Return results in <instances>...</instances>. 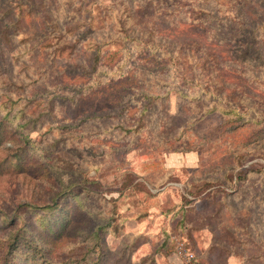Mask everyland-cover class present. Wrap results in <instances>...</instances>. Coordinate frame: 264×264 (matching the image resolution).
Returning <instances> with one entry per match:
<instances>
[{
  "label": "clouds",
  "instance_id": "9594fccd",
  "mask_svg": "<svg viewBox=\"0 0 264 264\" xmlns=\"http://www.w3.org/2000/svg\"><path fill=\"white\" fill-rule=\"evenodd\" d=\"M149 4L151 13L141 15ZM74 7L81 8L80 0ZM237 11L233 0H180L171 7L163 0H87L83 12L91 16L78 17L76 31L91 26L94 34L74 53L69 48L71 55L57 54L54 64L51 55L42 59L52 49L33 37L35 30L13 37L11 70L0 69V165H16L25 152L26 164L41 172H0V212L5 203L15 215L21 205L68 196L91 217V231L53 243V264L86 253L91 260L101 239L113 251L127 248L131 264H213V248L222 253L215 264H264V229L237 223L257 206L264 210V52L257 60L247 42L236 47L246 27ZM230 26L235 35L222 38ZM253 35L264 49V22ZM69 41L75 37L66 34L62 43ZM68 65L79 70L69 75ZM222 83L228 104L217 97V112L230 114L206 120L201 111L211 105L201 110L195 99L216 96ZM105 100L116 107L109 110ZM200 121L202 127L188 130ZM176 154L192 159L169 165ZM134 158L144 161L143 170ZM208 195L222 221L216 231L204 224L192 232L193 246L192 226L179 221ZM147 208L152 217L145 220ZM22 227L0 233V264ZM11 251L15 258L19 249Z\"/></svg>",
  "mask_w": 264,
  "mask_h": 264
},
{
  "label": "rangeland",
  "instance_id": "374dc122",
  "mask_svg": "<svg viewBox=\"0 0 264 264\" xmlns=\"http://www.w3.org/2000/svg\"><path fill=\"white\" fill-rule=\"evenodd\" d=\"M87 0H80L81 8L77 9L74 7V0H0V69L4 71L11 70V62L7 55V51L15 45L12 44L13 37L19 32H28L35 30L33 32V37L43 38V41H47L45 47L51 48L52 53H45L42 59H47L48 55H51L52 63L54 64L57 59V54L59 55H71L74 53L79 46L81 40L86 39L89 35H93L95 29L91 26L86 27L83 31H76V29L82 27L79 23L78 17L80 19H87L91 16V12H83V7ZM168 7L172 6V3L179 4L180 0H163ZM21 3V4H17ZM264 8V0H233V6L238 10L237 14L240 17L245 18L246 27L239 29L241 35L236 38V47L239 48L240 42L243 40L248 43V55H254L257 60L264 49H257L255 47V37L253 35V30L255 29L257 23L264 22V12H260L258 6ZM9 9V13L6 11ZM55 11L56 15H53ZM127 11V9L125 10ZM152 11L151 4H149L145 9L142 10L141 15L150 14ZM75 12V15H71ZM257 14L256 19L252 18V14ZM99 14V13H98ZM62 17V19H61ZM175 19V18H174ZM181 22H182V18ZM163 27L168 28L167 22H163ZM123 28V25H121ZM237 29L235 26H230L226 32L222 33V38H231L235 35ZM66 34H71L75 37V42L69 41L68 43H62L65 40ZM51 37V40L49 39ZM55 41L53 44L52 41ZM25 41H22V43ZM72 49V53L68 49ZM37 53H34V55ZM199 59V57H197ZM52 65L50 64L49 67ZM78 67L68 65L66 71L69 75H74L78 71ZM47 71V69H45ZM195 78V77H191ZM223 84L220 86V91L223 90ZM218 90H216V94ZM224 94V91L222 92ZM117 96L118 93L113 94ZM205 93H200V97H203ZM231 96V94H229ZM220 97V96H219ZM222 102L225 106L228 104V98L222 96ZM235 99V97H231ZM103 103L107 104L109 110H113L116 106L107 103L105 100ZM196 106L203 110L218 104L221 106V101H217V96H208L207 100H202L199 97L195 99ZM239 104V101H236ZM85 107H92L91 104L85 105ZM102 107L101 103L95 104V108L99 110ZM190 109V106H189ZM230 113H221L215 111L203 112L201 115L205 117L206 120H211L212 118H220L223 115H228ZM195 115V114H193ZM203 121L189 127V131H195V127L199 128L203 126ZM232 129H229L231 131ZM264 131V130H262ZM28 157L25 152L18 153V159L16 165L4 164L0 165V172L6 170L9 171H25L27 170L33 177L40 174V167H31L26 164ZM182 159L188 162L191 161V156L181 157L179 154L172 155L168 159V164L171 166L182 167ZM133 164L138 170H143L144 161L139 159H133ZM3 178H0V184H2ZM17 188L20 187V182L17 181ZM18 189L13 188L12 191H17ZM158 190V189H154ZM19 195V193L17 192ZM84 203L87 200L81 198ZM53 205L52 208L46 209L42 206ZM135 206V205H134ZM233 206L237 207L235 202ZM4 211L0 212V233L7 232L12 227H15L17 223H23L21 228L20 236L26 237L21 238L16 242L15 249H19L18 254L13 258L12 252L7 255L8 260H4V264H53V257L51 254V246L58 240L61 236H74L85 230L91 231V217H88L86 212H82L79 205H77L70 197L65 196L55 201L43 202L39 205H21L17 209L15 215L12 213V208L5 203L3 205ZM31 208V210H29ZM259 206H257V209ZM252 209L253 216L251 217H238L237 223L248 227L250 223H255L258 228L264 229V210ZM143 219H148L152 217V209L147 208L142 212ZM22 217V221H21ZM57 219V220H56ZM141 217H137L140 220ZM154 220V217H153ZM56 223H55V222ZM222 221V213L220 209L215 208V202L212 197H204V201L201 204H195L191 208H187L182 213L180 218V224L182 226L191 225L192 228L188 230L189 239L192 240L193 246H195V240L192 238V232L198 231L199 228L204 224L209 225L214 231L218 229ZM177 220L169 221L176 226ZM54 224V225H53ZM227 232H231V228L225 226ZM264 236V231L261 232ZM219 231L217 232L216 239H219ZM188 239V237H185ZM99 251L96 248L92 249L93 255L91 260H89V254H84L83 256L77 255L75 259L60 257L63 264H131V252L127 248H117L113 251L109 248L101 239L97 245ZM222 255L219 250L213 248L209 251V260L215 264V261ZM5 258V257H4ZM256 259V257H252Z\"/></svg>",
  "mask_w": 264,
  "mask_h": 264
},
{
  "label": "trees",
  "instance_id": "16d2710c",
  "mask_svg": "<svg viewBox=\"0 0 264 264\" xmlns=\"http://www.w3.org/2000/svg\"><path fill=\"white\" fill-rule=\"evenodd\" d=\"M17 4H21V3H17ZM9 7L6 9V11L9 13ZM242 19H243V21H244V24H245V18L244 17H242ZM226 39H231V38H226ZM193 80H195V78H192ZM223 84V83H222ZM207 91H209V89H207L206 88V90H205V94H206V92ZM225 92V91H227V89H226V87H224L223 86V90L222 91H220V89L217 91V93L218 94H216V96L217 97H221V95L222 96H224V94H222V92ZM216 96H213V97H216ZM219 107V105L218 104H216V105H213L211 108H210V112H212V111H215L217 108ZM223 113H228V112H223ZM207 198H209V197H211L210 195H208V196H206ZM51 206H53V205H46V206H42V208H46V209H50V208H52ZM57 220V219H56ZM55 222V221H54ZM56 223V222H55ZM54 225V224H53ZM21 238H25V240H26V237H22V236H20ZM17 245H16V243L15 244H13V245H11L10 246V252H12L11 250H14V247H16ZM4 260H8V258H7V255L5 256V258H4Z\"/></svg>",
  "mask_w": 264,
  "mask_h": 264
}]
</instances>
